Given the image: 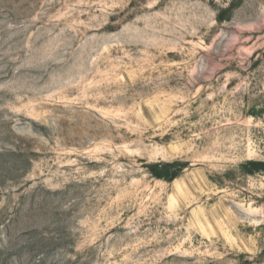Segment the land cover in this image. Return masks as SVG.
Returning <instances> with one entry per match:
<instances>
[{
	"label": "rangeland",
	"instance_id": "rangeland-1",
	"mask_svg": "<svg viewBox=\"0 0 264 264\" xmlns=\"http://www.w3.org/2000/svg\"><path fill=\"white\" fill-rule=\"evenodd\" d=\"M249 161L264 0H0V264H264Z\"/></svg>",
	"mask_w": 264,
	"mask_h": 264
},
{
	"label": "trees",
	"instance_id": "trees-1",
	"mask_svg": "<svg viewBox=\"0 0 264 264\" xmlns=\"http://www.w3.org/2000/svg\"><path fill=\"white\" fill-rule=\"evenodd\" d=\"M228 13V11H227ZM226 18L224 16H219L218 21L224 22ZM179 165V164H176ZM175 164H157L150 167L152 174L158 179H164L168 181H173L178 176V171L174 169ZM244 169L248 173H253L256 171H264V163L258 161H249L244 166Z\"/></svg>",
	"mask_w": 264,
	"mask_h": 264
}]
</instances>
